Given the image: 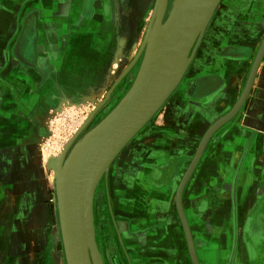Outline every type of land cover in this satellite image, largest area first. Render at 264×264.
I'll return each mask as SVG.
<instances>
[{
  "label": "crops",
  "instance_id": "0c3cea01",
  "mask_svg": "<svg viewBox=\"0 0 264 264\" xmlns=\"http://www.w3.org/2000/svg\"><path fill=\"white\" fill-rule=\"evenodd\" d=\"M155 3L0 0V264H66L31 123L54 97L109 90ZM263 40L264 0H222L182 82L109 172L125 264H193L176 193L207 130L241 98ZM183 205L199 264H264V56L242 107L207 143Z\"/></svg>",
  "mask_w": 264,
  "mask_h": 264
},
{
  "label": "water",
  "instance_id": "95a60500",
  "mask_svg": "<svg viewBox=\"0 0 264 264\" xmlns=\"http://www.w3.org/2000/svg\"><path fill=\"white\" fill-rule=\"evenodd\" d=\"M169 2L170 0H156L145 31L146 36L143 37L144 41L136 57L67 144L59 161L54 190L66 264H104L96 239V190L102 178L108 175L111 164L157 115L182 82L222 0H175L168 10ZM162 26L163 30L158 36ZM263 56L264 40L237 105L207 130L179 184L176 208L193 264H199V260L183 205L185 187L212 135L242 107ZM139 61L140 65L130 89L115 108L83 136L65 160L70 143L109 101L125 77L128 74L133 77L131 72ZM74 157L76 159L72 172L68 175L65 172L60 173L63 163L65 162V170Z\"/></svg>",
  "mask_w": 264,
  "mask_h": 264
},
{
  "label": "rangeland",
  "instance_id": "374dc122",
  "mask_svg": "<svg viewBox=\"0 0 264 264\" xmlns=\"http://www.w3.org/2000/svg\"><path fill=\"white\" fill-rule=\"evenodd\" d=\"M175 0H170V7ZM147 25H143L141 30L144 31ZM143 41V40H142ZM128 63H122V67L118 69L120 71H124L126 65ZM140 65V61L138 64L133 68L131 77L129 74L125 77V79L121 82V84L117 87L114 93L111 95V98L107 103L96 113V115L92 118V120L82 129V131L74 138V140L70 143L67 153L65 155V160L69 157L70 153L76 146V144L83 138V136L93 129L102 119H104L119 103V101L123 98V96L127 93L130 89L133 80L137 74L138 67ZM138 66V67H137ZM124 69V70H123ZM107 91L101 90L98 93L90 95L81 101L74 102L69 99L59 100L56 104L55 97L53 99V103L47 107H41V115H37V120L31 123V129L35 130V137L36 143L39 146L41 151L42 162L45 165L46 171L49 177L52 179V184L55 188V175L57 172L52 169L48 168V161H55L59 163L60 158L65 150L67 144L73 139V137L78 133L80 128L83 127L85 121L89 118V115L95 110L98 103L105 99L107 95ZM80 102V103H79ZM41 116V117H39ZM122 153V152H121ZM120 155L114 161V164L109 169V172L114 168V165L120 159ZM58 169V167H57ZM58 171V170H57ZM108 172V174H109ZM108 175L104 176L96 190V196L94 200V213H95V226L96 222L98 221V214L97 211L100 209L102 210V225H104L105 221L109 218V211H110V204H109V190L106 187ZM53 188V189H54ZM54 197V204L56 208V214L58 217L57 212V204H56V197H55V190L53 192ZM59 219V218H58ZM59 224V223H58ZM98 224V222H97ZM103 228V227H102ZM98 228L96 227V234ZM59 231V238H61L60 228ZM105 227L102 231V235L106 236ZM105 243V241H104ZM121 252L119 253L122 258L126 256V248L124 244H121ZM103 247H106L105 245ZM59 252L64 254L62 242L58 245ZM116 261V260H115ZM109 264H116L110 258ZM120 264V262L118 263Z\"/></svg>",
  "mask_w": 264,
  "mask_h": 264
},
{
  "label": "flooded vegetation",
  "instance_id": "af4514ba",
  "mask_svg": "<svg viewBox=\"0 0 264 264\" xmlns=\"http://www.w3.org/2000/svg\"><path fill=\"white\" fill-rule=\"evenodd\" d=\"M101 212V209L100 211H97L99 217L97 221L98 224L96 222V227L98 228L96 239L103 258V262L104 264H109V259L111 258L116 264H118L119 262L120 264H125L126 256L122 258L119 254L121 252L120 245L124 244V233L119 232L124 231V228L121 224L123 222H121V219L117 217L114 212L109 211V218L105 221L104 225H102ZM104 227V233L106 234V236L102 235ZM104 245L106 247H103Z\"/></svg>",
  "mask_w": 264,
  "mask_h": 264
},
{
  "label": "bare ground",
  "instance_id": "6f19581e",
  "mask_svg": "<svg viewBox=\"0 0 264 264\" xmlns=\"http://www.w3.org/2000/svg\"><path fill=\"white\" fill-rule=\"evenodd\" d=\"M162 30H163V26L160 28V30H159V32L157 33V35L159 36L160 34H161V32H162ZM145 36H146V34H145ZM77 157V156H76ZM76 157H74L73 159H71V161L70 162H68V165L66 166V168H65V170H64V167H65V162L63 163V166H62V168H61V170H60V173H66V175H68L69 173H71L72 172V169H73V166H74V163H75V159H76ZM61 159V158H60ZM59 162V161H58ZM114 164V162L111 164V166H110V168L112 167V165ZM47 165H48V168H52V169H54L56 172H57V174L55 175V182H56V180L58 179V169H57V167L59 168V163H56L55 161H53V162H51V161H48V163H47ZM64 170V171H63ZM13 202V201H12ZM13 204V203H12ZM56 204H57V202H56ZM14 205V204H13ZM58 208V207H57ZM11 209H12V207H11ZM57 212H58V209H57ZM59 217V216H58ZM59 220V219H58ZM60 233H61V231H60ZM30 256H31V254H30ZM30 259V258H29ZM32 259V258H31ZM30 259V260H31ZM30 264V263H29Z\"/></svg>",
  "mask_w": 264,
  "mask_h": 264
}]
</instances>
